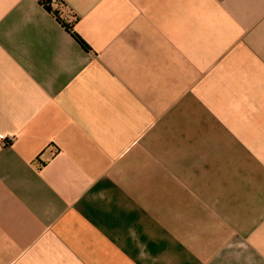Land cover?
Masks as SVG:
<instances>
[{"label": "crops", "instance_id": "1", "mask_svg": "<svg viewBox=\"0 0 264 264\" xmlns=\"http://www.w3.org/2000/svg\"><path fill=\"white\" fill-rule=\"evenodd\" d=\"M0 0V264H264V0Z\"/></svg>", "mask_w": 264, "mask_h": 264}, {"label": "trees", "instance_id": "2", "mask_svg": "<svg viewBox=\"0 0 264 264\" xmlns=\"http://www.w3.org/2000/svg\"><path fill=\"white\" fill-rule=\"evenodd\" d=\"M39 3L48 11L51 12L56 19L65 27L66 31L85 49L90 50V47L76 33L72 24L66 23L60 16V8L64 5L62 0H38Z\"/></svg>", "mask_w": 264, "mask_h": 264}]
</instances>
